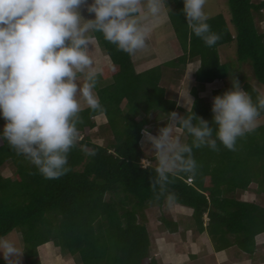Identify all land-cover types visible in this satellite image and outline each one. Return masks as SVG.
<instances>
[{
  "label": "trees",
  "instance_id": "obj_1",
  "mask_svg": "<svg viewBox=\"0 0 264 264\" xmlns=\"http://www.w3.org/2000/svg\"><path fill=\"white\" fill-rule=\"evenodd\" d=\"M229 3L237 32L231 31L223 14L211 17L207 23L220 39L208 47L188 26L183 14L184 0H166L176 34L174 45L181 47L182 53L140 73L131 54L105 40L102 33L94 32L111 57L106 69L113 80L99 90L102 109L86 107L80 112V139L68 154L70 170L60 178H44L7 140L0 139V169L13 166L14 170V177L0 173V237L14 229L21 230L30 249V263L40 261L41 244L53 241L64 252L78 254L80 264H162L160 256L152 255L144 210L153 203L163 206L169 201L193 210L186 239L196 240V232H206L216 251L236 245L250 254L254 253L252 247L258 236L264 243V206L235 194L238 188L247 191L256 182V193L264 196V123L238 138L235 151L219 140L215 151L207 146L193 148L195 171L179 174L163 192L159 185L155 190L152 187L155 156L153 164H142L141 129L151 123L147 116L151 111L156 110L158 119L163 118L162 127L170 122L169 113L176 110L186 115L192 110L212 123L213 98L201 93L216 80L224 81L225 86L213 90V97L232 86L225 82L230 68L222 61L219 46L236 42L238 59L250 60L257 80L264 84V29L260 25L264 0ZM193 61H199L193 73L196 82L190 91L194 100L190 108H185L178 106L176 94L171 96L169 86L161 81L166 74L164 67L174 69L173 73L167 72L169 79L171 74H184ZM241 86L254 102L264 96L249 82ZM141 113L144 116L138 120ZM100 114L107 116L106 132L104 125L99 127V132L109 139L106 144L95 142L91 134L99 124L95 117ZM177 126L187 135L185 142L191 144L192 137ZM212 127L215 129L216 125L213 123ZM86 150H94L95 155H87ZM161 220L171 231L179 228L176 221L163 216ZM0 264L6 262L0 259Z\"/></svg>",
  "mask_w": 264,
  "mask_h": 264
},
{
  "label": "clouds",
  "instance_id": "obj_2",
  "mask_svg": "<svg viewBox=\"0 0 264 264\" xmlns=\"http://www.w3.org/2000/svg\"><path fill=\"white\" fill-rule=\"evenodd\" d=\"M206 2L184 0L183 14L193 33L212 47L220 35L207 23ZM165 5L166 0H0V116L5 120L0 139L44 178L66 174L68 154L80 139L81 99L94 111L102 109L94 92L102 70L89 55L88 34L100 32L119 50L133 54L146 46ZM82 8L94 14L92 18H84ZM231 85L213 97L211 124L192 110L187 115L172 111L170 123L156 135L141 129L142 148L146 145L155 153L154 190L159 185L163 192L179 174L195 171L193 148L215 151L219 140L235 151L238 138L258 127L264 96L254 102L236 77ZM172 123L192 137L191 144L175 134ZM0 253L6 264H20L23 255L14 241L3 237Z\"/></svg>",
  "mask_w": 264,
  "mask_h": 264
},
{
  "label": "rangeland",
  "instance_id": "obj_3",
  "mask_svg": "<svg viewBox=\"0 0 264 264\" xmlns=\"http://www.w3.org/2000/svg\"><path fill=\"white\" fill-rule=\"evenodd\" d=\"M89 2H91V0H89ZM85 10H86V8H82L81 14L84 15ZM204 10L209 15L210 18L213 16H216L218 14H223L225 16V19L229 23L231 31L233 33L237 32L236 26L232 22V12L230 9L229 0H207ZM263 14H264V11H263ZM93 15L94 14H88L85 18H92ZM166 19H168V17ZM260 25H261V28L264 29V17L262 18ZM170 26L172 27L171 22H170ZM88 35L91 37V39H92V36L96 38L94 33H89ZM96 40H97L98 46H100L99 47L100 49H98L99 50V53H98L99 59L97 61H95L96 54H97L95 52H92V53H94V55L92 54L91 58L93 59L94 67L102 70L101 74L98 77V83L96 85V88L94 89L95 94L98 95V97H99V93H100L101 89L97 90V87L100 88V86L101 87L105 86V84H107V82H108V79L110 80L112 78V74H110L109 69H106L107 68L106 64L103 63L106 58H109L111 60V57L109 56L108 52L103 47V45L100 44L99 40L97 38H96ZM174 41L175 40L172 41V45L174 47H176V45H174ZM173 50L175 53H178V54H180L182 52V50H180V52H179V49H173ZM218 51L220 53L222 61L227 63L229 68H230V73L228 75V78L225 79L226 83L231 84V79L236 77L240 81V84L244 83V82H249L250 84H252L256 88H258L261 91V93L264 95V84L259 83V81L257 80L251 61L250 60L241 61L238 59L236 42L221 45L218 47ZM105 56H107V57H105ZM103 58H104V60H103ZM170 68H174V67H170ZM173 71H174V69L169 71L168 69H166L164 67V72H166V73L167 72L173 73ZM104 77H105V79H104ZM78 82L79 83L83 82L82 76L79 78ZM224 86H225L224 83H222V85L214 84V86L212 85L210 88H212L211 90H214V89H218V88H223ZM169 91L171 94L173 93V91L170 90V88H169ZM201 94L208 96V98H210V99L213 98V96L209 92L205 93V91H204ZM80 102H81L82 109L87 107V105L84 103V101L82 99ZM125 102L126 101H124L122 103L123 106L125 105ZM141 115L143 117L144 113H141L138 116V118H137L138 120H140L142 118ZM99 116L101 117V118H99V123H100V125H104V131L106 132L105 129L107 127V125H106L107 124V116L105 114H100ZM147 116H149L151 123L149 125H147L146 127L149 128V130L151 131V133L153 135H156L158 132V129L160 127H162L160 125L162 123H164V121L162 120L163 118L158 119L156 110L151 111ZM258 121H259L258 125L264 123V115L258 117ZM4 124H5V120L3 118L0 119V129L4 126ZM175 125H176L175 123H172L171 126L173 127V129L176 128ZM99 127L100 126H97V129H92L91 134L93 135L95 142H98L99 144H106L109 142V139L107 138V136H105V134L101 130L99 132ZM177 131L179 132L180 130L177 129ZM180 132L181 133H179V134H181V135H179V137L181 138V140L183 142H185V137L187 138V136L185 133H183V131H180ZM183 134L185 135V137H182ZM111 137H114V135L112 134ZM142 149L144 151L143 158L146 159V161H144L143 164L144 165L153 164L154 162L152 159L155 156V153L152 152L150 150V148L146 145ZM0 173H2L5 176L14 177L13 166L12 167L5 166V167L1 168ZM257 186H258V184L256 182H253L249 186V188H248L249 190L245 191V190H241L240 188H238L237 192L235 194L238 198H242L245 200H253V201H256L259 204L264 206V196H262L260 193H256ZM144 212L146 214V219H147L145 221L146 226L149 228L148 230H149L151 239H153V238L156 239V237L158 238V236H160L162 233L164 234L166 232L167 233L169 232V231H167L166 225L161 221V217L163 216V217H166L170 220H173V221L180 223V225H179L180 226V229H179L180 232H176V234H178V236H176V235L168 236V237H166L167 240L168 241L174 240V243H178V245H179V242H184L182 239L186 240L185 232L188 233V231H186L187 230L186 227H188L187 225H188L189 221L192 220L191 214H192L193 210L191 208H181V205L175 204L174 202L169 201L168 203L164 204L163 206H160L158 204L153 203V204L147 206L145 208ZM169 233H171V232H169ZM206 235H207L206 232H201V233L196 232V237H195L196 241L198 240V242H201V244L203 245L205 243L203 238ZM3 238H7V239L14 241L16 246L23 251V255H22L20 264H39V262H40V264H80L78 262V254H76V256H72L69 253L64 252L61 249V247L56 245L54 242H49L48 244H44L42 246H39V256L38 257H39L40 261L38 262V261L33 260V262L30 263V260H32V259H29L30 249L28 248V246L24 242L23 233L21 232V230L14 229L12 232H10L8 235L4 236ZM193 239H194V237H193ZM191 240H192V238H188V240H186V242H185L186 245L189 246V244L192 243V242H190ZM159 241H160L159 244L161 245V247H159V245H157L156 248L154 246H152L151 247V248H153V249H151L152 255L157 253L161 257L163 253L162 252L160 253V250H163L164 253L168 252L171 255V253L168 251V249L167 248L165 249L164 248L165 246L162 245V240L160 238H159ZM178 248H179V250L183 249V247H181V248L178 247ZM179 250L177 249V251H179ZM183 250L185 252V249H183ZM181 252L183 253L182 250H181ZM201 255H204V254L201 253ZM0 259H3L2 253H0Z\"/></svg>",
  "mask_w": 264,
  "mask_h": 264
},
{
  "label": "crops",
  "instance_id": "obj_4",
  "mask_svg": "<svg viewBox=\"0 0 264 264\" xmlns=\"http://www.w3.org/2000/svg\"><path fill=\"white\" fill-rule=\"evenodd\" d=\"M88 14L90 13H88L86 9L84 15L83 14L81 15L85 18ZM167 17L168 19H166ZM170 22L171 21L168 16V8L165 6L159 21L156 23L152 33L150 34L148 40L146 41V46L143 49H140L135 53L131 54L135 64V69L138 73L146 71L160 64H163L164 62L169 61L174 57H176L177 55H179L178 53H175L173 50V49H179L180 52L181 47H174L172 45V41L176 38V34L173 27L170 26ZM99 47L100 46H98L96 38L92 36L91 45L89 48V55L90 56H92V54L94 55V53L92 52L97 53L95 61L99 59L98 57L99 56L98 49H100ZM198 62L193 61L192 63H190L184 74H181L179 76H175L171 74L172 78L170 76L171 79L170 78L168 79L167 73L165 72L166 74H164V77L162 78L161 84L163 85L165 84L169 86L170 90L173 91L171 96H173L174 93L176 94L178 106L180 105L185 108H190L194 100L193 95L190 93V91L196 82L193 73L198 65ZM103 63H105L106 66H108L110 65L109 63H111V60L109 58H106ZM112 80H113L112 78L110 80L108 79V82L107 84H105V86L110 84ZM222 83H224V81L222 80H216L213 83H208L207 84L208 87H206L205 93L213 92V90H211L212 88H210L212 85L213 86L214 84L222 85ZM101 88H102L101 86L100 88L97 87V90ZM95 118L99 123V118L101 117L98 115ZM97 126H100V123ZM97 126L94 129H97ZM175 127H176L174 128L175 134L178 133L177 134L178 136L181 135L179 133H181L180 131L182 130L177 126V124L175 125ZM177 129H179L180 131L178 132ZM182 137H185V135L183 134ZM186 140L187 138L185 137V141ZM181 208H187V207L181 205ZM179 229L180 226L176 231H171V229L168 227L167 231L171 233L169 232L168 233L166 232L164 234L162 233L160 236H158V238L156 237V239L155 238L152 239V246L156 248V246L159 245V247H161V245L159 244L160 242L159 238H160L162 240V245L165 246L164 248L165 249L167 248L168 251L171 253L170 255L168 252L164 253L163 250H160V253L161 252L163 253L161 256L162 264H225V262L230 259L231 260L229 264H264V243H262L263 240L262 238H259V236L255 240L256 244L254 245V247H252L254 248L253 251L254 253L250 254L248 251H245L236 245H232L230 246V248L223 251H216L213 245L211 244L210 240L208 239L207 235L203 238V240L205 241L203 245L201 244V242H198V240L197 241L191 240L190 242L192 243H190L189 246L186 245L185 243L186 240L188 239L186 240L182 239L184 242H179V245L178 243H174V240L168 241L166 237L172 235L178 236L176 232H180ZM178 247L180 248L183 247V249H185V252L183 249H181L183 251L182 253ZM177 249L179 251H177ZM199 252L200 254L203 253L204 255L199 254V256L195 258L191 257L192 254ZM155 255L159 256V254L157 253H155Z\"/></svg>",
  "mask_w": 264,
  "mask_h": 264
},
{
  "label": "built area",
  "instance_id": "obj_5",
  "mask_svg": "<svg viewBox=\"0 0 264 264\" xmlns=\"http://www.w3.org/2000/svg\"><path fill=\"white\" fill-rule=\"evenodd\" d=\"M144 161H146V159L143 158V159H142V164L144 163ZM143 166H147V165H144V164H143ZM187 180H188V182H190V183L192 182V179H191V178H188Z\"/></svg>",
  "mask_w": 264,
  "mask_h": 264
}]
</instances>
